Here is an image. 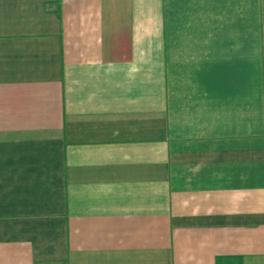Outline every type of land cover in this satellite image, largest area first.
<instances>
[{"label":"crops","instance_id":"1","mask_svg":"<svg viewBox=\"0 0 264 264\" xmlns=\"http://www.w3.org/2000/svg\"><path fill=\"white\" fill-rule=\"evenodd\" d=\"M0 264H264V0H0Z\"/></svg>","mask_w":264,"mask_h":264}]
</instances>
